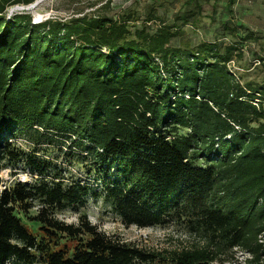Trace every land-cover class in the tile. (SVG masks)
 I'll return each mask as SVG.
<instances>
[{"label": "trees", "instance_id": "obj_1", "mask_svg": "<svg viewBox=\"0 0 264 264\" xmlns=\"http://www.w3.org/2000/svg\"><path fill=\"white\" fill-rule=\"evenodd\" d=\"M33 1L0 0L5 152L20 155L9 141L26 127L66 136L91 160L125 226L190 222L203 245L167 260L107 235L86 214L78 226L62 222L58 211L85 207L100 193L54 176L0 192V264H33L38 253L42 264H217L233 250L250 254L245 264H264V83H243L229 68L241 46H178L181 25L166 24L155 7L134 31L131 15L7 16L8 7ZM235 3L227 0L230 16ZM195 14L177 21L188 24ZM158 20L156 29L146 25ZM29 164L41 176L53 169L33 157ZM35 206L40 235L19 215ZM56 232L86 237L60 246Z\"/></svg>", "mask_w": 264, "mask_h": 264}, {"label": "rangeland", "instance_id": "obj_2", "mask_svg": "<svg viewBox=\"0 0 264 264\" xmlns=\"http://www.w3.org/2000/svg\"><path fill=\"white\" fill-rule=\"evenodd\" d=\"M226 4L227 0H34L28 5L8 7L7 16L15 13L30 14L33 20L38 22L44 21L45 18L69 21L93 14L116 18L131 15L133 18L129 23L131 30L134 31L145 26L147 14L155 7L166 24L181 25V34L174 44L187 47L196 46L203 41L237 43L241 46L243 54L241 57L236 54L229 68L243 83L248 81L264 83V0H236L233 7L234 16L226 12ZM193 9L196 14L191 16L188 24L177 21L183 13L192 14ZM224 22L235 30H226ZM160 24L161 21L158 20L148 22L146 25L156 29ZM9 143L10 151L20 155L13 157L10 152H5V142L0 144V192L16 182L32 185L40 180H51L54 176L64 179L65 183L81 182L90 187V194L97 191L100 195H89L85 207H68L58 211L56 217L60 221L78 226L80 216L86 214L90 223L107 235L119 237L146 251L160 254L168 258L167 260L175 251L203 245L202 238L191 230L190 222L171 220L164 226L147 228L125 226L113 210L111 201L104 196L103 183L97 181L91 160H85L79 148L73 146L72 141L66 136L40 130L38 127L33 129L26 127ZM30 157L40 162L51 163L53 169L43 176L39 175L32 170L29 164ZM37 213L38 206H35L28 213L19 215L34 234L40 235V223L34 218ZM85 237L81 236L76 241L66 234L56 232L55 243L74 247ZM243 262L244 257L241 253L233 250L225 254L222 262L217 261V264ZM5 264L26 263L10 260ZM33 264H42L40 253Z\"/></svg>", "mask_w": 264, "mask_h": 264}, {"label": "built area", "instance_id": "obj_3", "mask_svg": "<svg viewBox=\"0 0 264 264\" xmlns=\"http://www.w3.org/2000/svg\"><path fill=\"white\" fill-rule=\"evenodd\" d=\"M13 15V14H12ZM46 19H48V18H45L44 20H46ZM40 21H42V20H40ZM40 21H38V22H40ZM33 22H37V21H33ZM264 240V236L262 235L261 237H260V241H263ZM238 252H240L241 253V255L244 257V262H243V264H245V259H248V258H250V254L249 253H246V252H244V251H241V250H238Z\"/></svg>", "mask_w": 264, "mask_h": 264}]
</instances>
